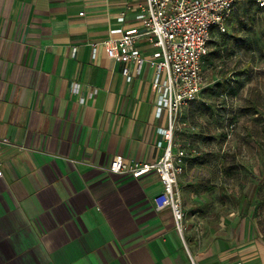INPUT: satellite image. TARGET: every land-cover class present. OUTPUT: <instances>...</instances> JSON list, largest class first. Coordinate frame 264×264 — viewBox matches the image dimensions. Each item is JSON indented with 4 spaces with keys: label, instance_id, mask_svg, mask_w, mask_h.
<instances>
[{
    "label": "crops",
    "instance_id": "0c3cea01",
    "mask_svg": "<svg viewBox=\"0 0 264 264\" xmlns=\"http://www.w3.org/2000/svg\"><path fill=\"white\" fill-rule=\"evenodd\" d=\"M141 2L0 0V264H190L189 254L198 264H264L263 240L235 249L225 224L208 220L227 210L228 182L211 161L186 159L178 177L183 240L170 210L153 204L156 172L108 170L115 154L162 153L153 68L137 72L100 43L118 37L110 29L128 5L123 27L142 28ZM138 46L151 52L147 37Z\"/></svg>",
    "mask_w": 264,
    "mask_h": 264
},
{
    "label": "rangeland",
    "instance_id": "374dc122",
    "mask_svg": "<svg viewBox=\"0 0 264 264\" xmlns=\"http://www.w3.org/2000/svg\"><path fill=\"white\" fill-rule=\"evenodd\" d=\"M209 48L204 77L210 84L181 110L173 141L185 149V160L211 161L212 171L221 169L228 182L222 198L227 210L224 218L208 220L224 223L237 249L253 238L264 241V10L252 0L238 1L227 31ZM175 191L178 196L177 184ZM186 222L183 212L182 233Z\"/></svg>",
    "mask_w": 264,
    "mask_h": 264
},
{
    "label": "built area",
    "instance_id": "2783aa9c",
    "mask_svg": "<svg viewBox=\"0 0 264 264\" xmlns=\"http://www.w3.org/2000/svg\"><path fill=\"white\" fill-rule=\"evenodd\" d=\"M238 1L244 0H142L134 6L135 18L142 22V28L123 27L133 6L128 5L116 18L120 26L110 29V33L118 34V37L111 36L100 42L109 58L124 64L133 62L137 65V72L144 62L149 63L154 70V114L160 117L165 111L167 118V126L157 129L162 134V140L156 142L157 147L162 149L157 160L127 161L122 154H115L108 170L135 178L156 172L162 188L153 196V204L159 211L170 210L181 237L183 210L175 188L179 175L184 172L186 152L173 141L177 117L184 107L200 96L205 87L209 42L213 33L227 31V19ZM252 1L264 10V0ZM143 37H147L151 48L147 55L138 46ZM96 45L93 43L92 47L96 48ZM123 74L128 81L131 80L127 66ZM74 87L77 89V84ZM233 128L234 123H230L227 128L229 135ZM189 260L190 264H197L190 254Z\"/></svg>",
    "mask_w": 264,
    "mask_h": 264
},
{
    "label": "trees",
    "instance_id": "16d2710c",
    "mask_svg": "<svg viewBox=\"0 0 264 264\" xmlns=\"http://www.w3.org/2000/svg\"><path fill=\"white\" fill-rule=\"evenodd\" d=\"M217 34H225V33H213V36H212V39L210 40V42H209V46H210V44H211V41L213 40V38L217 35ZM209 56H210V50H209V53H208V55H207V58H206V64H205V71H206V69L209 67ZM204 92H206V87H204L203 88V90H202V92H201V94H200V96L204 93ZM195 101V100H194Z\"/></svg>",
    "mask_w": 264,
    "mask_h": 264
}]
</instances>
